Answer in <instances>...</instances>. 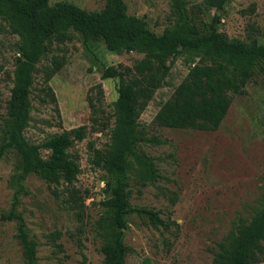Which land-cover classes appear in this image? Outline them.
<instances>
[{"label":"rangeland","instance_id":"374dc122","mask_svg":"<svg viewBox=\"0 0 264 264\" xmlns=\"http://www.w3.org/2000/svg\"><path fill=\"white\" fill-rule=\"evenodd\" d=\"M70 1L87 10H98L104 0ZM127 12L146 21L156 33L172 25L175 17L168 0H124ZM195 11L200 33L208 31L217 13V28L229 38L264 43V0H228L221 10L205 8L202 0H186ZM69 38L52 42L33 72L30 119L24 129L31 142H41L62 130L86 124L87 133L68 151L79 165L72 185H49L29 174L19 197L18 211L37 242L35 264H101L100 239L93 230L103 213L100 201L109 195L105 172L96 165L95 150H103L113 125L117 77L102 78L106 66L130 77L139 51L115 52L101 38L83 40L69 29ZM17 35L0 19V140L5 104L13 82ZM64 63L44 82L50 59ZM200 61L196 52L182 50L168 60L169 69L138 117L143 138L138 148L150 155L162 178L142 185L130 180V203L159 211L167 227L152 225L143 215L127 216L124 242L132 250L124 264H210L217 242L232 223L249 219L261 204L264 181V75L255 73L242 93L233 94L228 110L214 130L172 128L158 125L154 116L183 79ZM50 86L54 99L46 92ZM91 102V104H90ZM154 137L158 142H150ZM46 156L47 150L41 149ZM17 169V157L7 151L0 158V213L9 208L12 189L8 178ZM82 196L80 208L71 206L70 190ZM79 211V212H78ZM59 231L58 237L52 232ZM16 222L0 218V264H23L15 237ZM61 245V248L57 247ZM253 264H264V259Z\"/></svg>","mask_w":264,"mask_h":264},{"label":"trees","instance_id":"16d2710c","mask_svg":"<svg viewBox=\"0 0 264 264\" xmlns=\"http://www.w3.org/2000/svg\"><path fill=\"white\" fill-rule=\"evenodd\" d=\"M168 1L175 22L156 33L144 19L127 12L124 0H104L98 10H87L70 1L51 4L49 0H0V19L17 35L13 82L5 104L0 140V158L7 151H13L17 169L8 178L11 203L0 213V218L16 222L15 237L21 247L23 264H35L37 252V242L17 209L24 192L23 182L29 174H35L49 185H72L79 165L68 148L87 133L86 124H80L38 143L24 135L30 119L33 72L50 51L52 42L67 40L68 30L72 29L79 32L83 40L101 38L110 51L143 53L133 64L130 77H123L120 70L111 65L101 74L102 78H118L109 141L103 150H95L94 160L106 174L105 189L109 191L100 201L103 213L93 226L100 239L101 264H124L132 250L123 240L129 214L143 215L154 226H168L158 210L130 203L131 179L144 185L162 178L153 158L138 148L143 138L138 117L155 90L164 84L168 60L182 50L200 56V61L189 67L154 116L158 125L172 128L216 129L233 94L242 93L255 73L264 75V43L229 38L217 28V13L212 16L208 31L200 33L197 15L187 8L186 0ZM227 1L202 0V5L219 11ZM63 63V57L53 56L45 70L44 82L47 83ZM46 92L55 98L49 85ZM147 140L158 142L154 137ZM41 149L47 150L46 156L41 155ZM69 194L71 206L80 208L83 203L80 193L72 187ZM51 234L58 237L60 233ZM216 246L210 264H253L264 259V181L259 208L249 219L239 216Z\"/></svg>","mask_w":264,"mask_h":264}]
</instances>
